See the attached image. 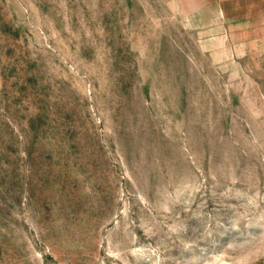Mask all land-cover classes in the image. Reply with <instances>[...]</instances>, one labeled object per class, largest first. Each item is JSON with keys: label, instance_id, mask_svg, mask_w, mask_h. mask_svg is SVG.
<instances>
[{"label": "rangeland", "instance_id": "rangeland-1", "mask_svg": "<svg viewBox=\"0 0 264 264\" xmlns=\"http://www.w3.org/2000/svg\"><path fill=\"white\" fill-rule=\"evenodd\" d=\"M250 3L0 0V264H264Z\"/></svg>", "mask_w": 264, "mask_h": 264}, {"label": "crops", "instance_id": "crops-1", "mask_svg": "<svg viewBox=\"0 0 264 264\" xmlns=\"http://www.w3.org/2000/svg\"><path fill=\"white\" fill-rule=\"evenodd\" d=\"M249 1H251V3H250V6L251 7H254L255 5H259L260 4V1H262V0H249ZM253 1H256V4H253L252 2ZM264 1V0H263ZM264 4V3H263ZM248 14H250V15H259L260 14V12H249Z\"/></svg>", "mask_w": 264, "mask_h": 264}]
</instances>
